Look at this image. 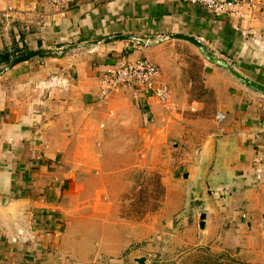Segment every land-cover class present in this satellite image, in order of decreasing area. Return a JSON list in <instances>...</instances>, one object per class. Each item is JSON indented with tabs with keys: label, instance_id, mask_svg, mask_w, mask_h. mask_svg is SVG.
<instances>
[{
	"label": "crops",
	"instance_id": "1",
	"mask_svg": "<svg viewBox=\"0 0 264 264\" xmlns=\"http://www.w3.org/2000/svg\"><path fill=\"white\" fill-rule=\"evenodd\" d=\"M10 4L8 12L0 0V51L41 53L0 64V198L15 201L9 210L0 207V264H47L75 193L76 167L66 162L104 160V133L134 127L125 92L137 89L119 87L100 100L99 79L118 60L138 58L152 60L169 87L165 106L141 94L161 135L188 128L196 138L192 165L182 173L191 188L213 142L206 182L215 211L204 222L207 233L221 215L223 227L238 226L240 242H264V93L176 36L196 39L209 55L264 85V53L247 41L264 42V0L243 18L182 0H71L63 11L46 0ZM84 206L90 216H119L115 198L94 197Z\"/></svg>",
	"mask_w": 264,
	"mask_h": 264
},
{
	"label": "rangeland",
	"instance_id": "2",
	"mask_svg": "<svg viewBox=\"0 0 264 264\" xmlns=\"http://www.w3.org/2000/svg\"><path fill=\"white\" fill-rule=\"evenodd\" d=\"M202 91L196 72L194 92ZM125 96L130 113L136 112L129 117L134 127L112 126L104 133L108 142L104 160L66 162L76 167L72 182L76 201L70 199L74 194L67 199L59 242L52 256L43 261L138 264L136 258L145 257L146 264H203L210 257L218 263L231 259L238 264H264V242H240L238 226L223 227L221 215L211 233L206 226L199 227L200 213L211 217L212 212L194 197L188 178L182 177L192 165L196 148V138L189 137L188 128L181 133L173 130L176 138H165L157 115L143 111L141 93L126 91ZM145 136H150L149 142ZM84 164L86 170L81 169ZM94 197L102 202L115 198L118 218L85 212L84 205ZM61 233L66 234L63 237Z\"/></svg>",
	"mask_w": 264,
	"mask_h": 264
},
{
	"label": "built area",
	"instance_id": "3",
	"mask_svg": "<svg viewBox=\"0 0 264 264\" xmlns=\"http://www.w3.org/2000/svg\"><path fill=\"white\" fill-rule=\"evenodd\" d=\"M6 10H13L11 0ZM71 0H46L53 9L63 11ZM187 3L205 7L217 16L228 15L243 18L259 6V0H182ZM137 45L140 43L137 42ZM148 41L143 45L147 46ZM99 99L104 100L113 90L128 86L137 89L144 96H153L159 104L165 106L169 102L170 91L168 85L160 80L158 66L149 58L135 60H118L103 71L100 79Z\"/></svg>",
	"mask_w": 264,
	"mask_h": 264
},
{
	"label": "water",
	"instance_id": "4",
	"mask_svg": "<svg viewBox=\"0 0 264 264\" xmlns=\"http://www.w3.org/2000/svg\"><path fill=\"white\" fill-rule=\"evenodd\" d=\"M176 36L191 41L192 43H194L200 49L202 54L207 59L211 60L214 63H217L219 65H223V66L227 67L236 78H238L239 80H241L242 82H244L245 84L250 86L251 88H253V89H255V90L259 91V92L264 93V85L263 84H260V83L254 81V80H251V79L243 76L238 71H236L230 65V63L227 62L226 60L218 59V58H215V57L209 55L207 53V51L204 49V46L199 41H197L196 39H194L192 37H188V36L182 35V34H178ZM247 41H248V44L253 49L264 53V42L256 41L253 38L252 39L249 38ZM40 53H41L40 50L29 52V53H27L25 55H22V56L16 58L13 61V63H17V62H20V61L28 60V59L32 58L33 56H36L37 54H40ZM205 149H206V154L203 156V159H202L201 163L198 166L197 178H196V180L194 182V185H193L192 194L194 195V197L197 200L205 202L207 208L210 211L213 212V211H215V206H214V203L212 201L211 195H210L209 190H208L207 182H206V175L208 173V170H209V167H210V164H211V161H212V157H213V142H212V140H209L206 143ZM183 177L186 178L187 177V173H184ZM14 202L15 201H13L12 199L2 197V198H0V207L2 209L5 207L6 209L9 210L10 205H12ZM205 218H206V212H201L200 215H199V227L201 229L204 228V220H205ZM136 262L138 264H146V258L145 257L136 258Z\"/></svg>",
	"mask_w": 264,
	"mask_h": 264
},
{
	"label": "trees",
	"instance_id": "5",
	"mask_svg": "<svg viewBox=\"0 0 264 264\" xmlns=\"http://www.w3.org/2000/svg\"><path fill=\"white\" fill-rule=\"evenodd\" d=\"M25 53H19L15 56H11V54L7 51V50H2L0 51V64L3 63L6 66H9L12 64L13 60L24 55ZM143 111L147 112V109L145 107V109ZM212 261V258H206V260H204L203 264H210V262ZM198 264V263H197ZM211 264H238L237 262H235L234 260H227L226 261H220L218 262H211Z\"/></svg>",
	"mask_w": 264,
	"mask_h": 264
}]
</instances>
